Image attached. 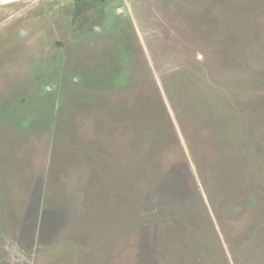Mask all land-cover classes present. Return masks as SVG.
Wrapping results in <instances>:
<instances>
[{"label":"rangeland","instance_id":"obj_1","mask_svg":"<svg viewBox=\"0 0 264 264\" xmlns=\"http://www.w3.org/2000/svg\"><path fill=\"white\" fill-rule=\"evenodd\" d=\"M0 264H264V0H0Z\"/></svg>","mask_w":264,"mask_h":264},{"label":"crops","instance_id":"obj_2","mask_svg":"<svg viewBox=\"0 0 264 264\" xmlns=\"http://www.w3.org/2000/svg\"><path fill=\"white\" fill-rule=\"evenodd\" d=\"M14 1V0H7V2Z\"/></svg>","mask_w":264,"mask_h":264}]
</instances>
